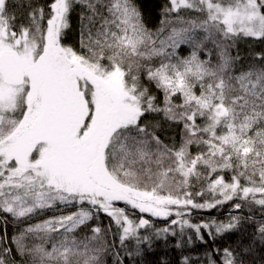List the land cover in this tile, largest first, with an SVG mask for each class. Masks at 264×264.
<instances>
[{"label":"snow or ice","instance_id":"obj_1","mask_svg":"<svg viewBox=\"0 0 264 264\" xmlns=\"http://www.w3.org/2000/svg\"><path fill=\"white\" fill-rule=\"evenodd\" d=\"M241 41L264 44V0H166L153 26L138 0H0V264H123L117 243L203 244L247 207L254 237L204 261L245 264L264 243V49ZM226 202L227 220L188 218Z\"/></svg>","mask_w":264,"mask_h":264},{"label":"trees","instance_id":"obj_2","mask_svg":"<svg viewBox=\"0 0 264 264\" xmlns=\"http://www.w3.org/2000/svg\"><path fill=\"white\" fill-rule=\"evenodd\" d=\"M43 2V0H41ZM140 4L144 6V11L147 20L149 21V25L153 26L159 22L160 19V11L161 6L166 3V0H138ZM72 23V31L69 33L66 43H76L78 39V18L76 13H73L71 18ZM239 49L242 55L247 56L250 49H264V44L253 43L251 45L241 41L239 43ZM184 55H187V51H183ZM174 132L177 134L176 138L179 139L178 132L179 129H168L162 135H172ZM230 175V174H229ZM122 206V205H121ZM230 213H236V210L232 208V202H226L224 205L217 206L213 209H204V210H193L191 215L188 217L190 220L195 221L197 223L208 222L210 220H227ZM54 213L50 211H46L43 215H38L33 217L31 220H22V221H13L11 217H9V221L7 224V235L11 238L13 235H18L19 231L25 228L30 223H36L47 217L53 215ZM58 214V213H56ZM240 215L248 216L250 214L253 215V221H245L238 230H234L232 232L226 233L222 236L211 237L206 236V243H201L200 241H195L192 244H181V247H175V244L179 236H171V234H166L168 236L167 240L159 239L154 240L151 247L147 245H142V253L140 256H135L136 244L134 240L128 241L124 248L117 243L116 247L120 249V257L119 259L123 262V264H183L184 257L187 256L189 258L190 264L192 261H199V264H204L207 256L213 252H217L221 246H229L232 248H236L238 241H243V243H247L249 239L253 238L256 231V226L259 223L261 217L258 210H254L253 213L249 212L247 207H244L239 211ZM138 216H143V218H149L151 223L155 228H165L170 227L174 229L177 233L180 232L179 225H171V218H150L147 214H139ZM138 216H133L132 218L135 220ZM193 217V218H192ZM107 223V220L104 221ZM145 229H141V233H145ZM152 229H147V233L150 234ZM188 232V229H185V233ZM208 230L205 229V233ZM4 233V225L0 222V235ZM29 243L33 241H28ZM35 243H39V241H35ZM11 247H15L11 245ZM239 251V249H237ZM132 252V256H128L127 253ZM217 255L222 259V252H217ZM17 260L19 261L20 257L17 255ZM245 260V264H264V243H261L258 239L254 245L253 251L249 254H245L243 256ZM116 257L111 254V252L105 256L106 264H116Z\"/></svg>","mask_w":264,"mask_h":264},{"label":"rangeland","instance_id":"obj_3","mask_svg":"<svg viewBox=\"0 0 264 264\" xmlns=\"http://www.w3.org/2000/svg\"><path fill=\"white\" fill-rule=\"evenodd\" d=\"M138 211V210H137ZM143 214H148L150 216V218H155V217H152L149 213H143ZM157 218H160V217H157ZM145 219H149V218H145ZM150 220V219H149Z\"/></svg>","mask_w":264,"mask_h":264},{"label":"bare ground","instance_id":"obj_4","mask_svg":"<svg viewBox=\"0 0 264 264\" xmlns=\"http://www.w3.org/2000/svg\"><path fill=\"white\" fill-rule=\"evenodd\" d=\"M193 218V217H192Z\"/></svg>","mask_w":264,"mask_h":264}]
</instances>
